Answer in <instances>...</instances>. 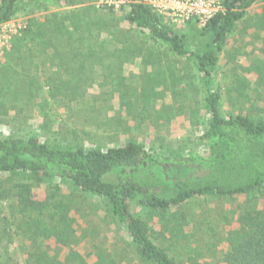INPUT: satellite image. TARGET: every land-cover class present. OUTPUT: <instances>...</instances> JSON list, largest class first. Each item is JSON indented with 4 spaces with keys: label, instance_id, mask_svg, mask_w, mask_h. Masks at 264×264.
<instances>
[{
    "label": "trees",
    "instance_id": "obj_1",
    "mask_svg": "<svg viewBox=\"0 0 264 264\" xmlns=\"http://www.w3.org/2000/svg\"><path fill=\"white\" fill-rule=\"evenodd\" d=\"M97 1L0 0V24L47 2L70 7L47 14L50 25L29 17L11 39L0 68V107L21 109L17 103L38 98L47 85L50 98L79 122L126 130L128 122L108 116L103 106L118 98L133 115L129 97L141 98L147 109L150 98L164 95L166 87L156 88L163 72L143 74L139 88L118 76L124 54L140 52L130 29L110 27L107 15L120 13L153 43L196 63L207 112L197 136L203 150L161 152L134 139L86 145L75 124L60 125L66 131L59 141L0 136V264H264V120L244 112L222 114L212 83L219 52L258 0H222L223 10L183 34L166 26L143 0ZM255 26L264 31V7ZM189 39H198L195 48L187 45ZM151 46L144 64L158 66L161 57ZM247 86L243 79L236 89L247 96ZM139 118L143 122L142 114ZM31 177L47 186L46 197L37 195ZM61 184L79 201L62 193ZM205 196L238 197L242 203L230 210V218L226 210L210 215L185 207ZM3 201L9 202L6 207ZM82 209L102 222L99 238L98 223L84 214L78 218Z\"/></svg>",
    "mask_w": 264,
    "mask_h": 264
},
{
    "label": "rangeland",
    "instance_id": "obj_2",
    "mask_svg": "<svg viewBox=\"0 0 264 264\" xmlns=\"http://www.w3.org/2000/svg\"><path fill=\"white\" fill-rule=\"evenodd\" d=\"M103 1L106 0H98L96 3ZM263 7L264 0H258L248 8L245 18L237 23L229 34L223 51L218 54L219 59L212 72V83L220 95L221 113L224 115L244 112L253 118L264 120V74L257 73L258 68H264V52L261 49L264 47V31L260 32L255 29L257 14L261 13ZM69 8L47 2V5L37 7L34 11L27 8L18 12L8 22L0 24V68L5 63V50L10 47L11 39L21 33L29 17H35L39 23L50 25L51 22L47 18V14L53 11H66ZM160 16L166 26H170L181 34L191 33L194 28H200L194 20L176 22L165 15L160 14ZM107 19L111 23L112 29L116 30L119 27L123 30L124 28L130 29L132 40L137 44L135 49L140 51L138 54H124L123 59L118 63V76L125 77L128 84L139 88L143 74L163 72L165 76L162 79L163 83L156 84V88L166 87L164 95L162 93L159 98H150V102L146 106L147 109L142 107L141 98L129 97L128 99L134 105L133 115H129L125 107L119 105L118 98H114L113 102L104 105L103 109L108 116L118 114L128 122L127 129L123 130L122 127L118 129L111 127V129L107 126L100 127L92 123L79 122V119H76L66 108L57 106L48 94L47 85H44L38 98L32 99L29 103L24 101L17 103L21 109L16 110L10 106L9 109L7 107L6 110H3L0 107V136L34 134L43 140L59 141V136L65 133V129L72 128L75 124L78 126L77 132L80 133L81 139L86 145L93 142L107 146L122 144L127 139H134L161 152L168 148H180L186 153H200L203 149L197 141V136L204 127L207 112L204 107L205 89L194 60L176 55L164 44L153 43L146 32L130 27L120 13H116L114 16L109 14ZM187 43L189 48H195L198 39H189ZM149 46L158 51L161 57L160 65L144 64ZM243 79L248 84L244 90L247 96L240 95L236 89L238 83H242ZM254 90L258 92V95ZM44 97L49 98L45 104L42 101ZM1 100L3 101L0 97ZM141 114L144 119L139 123ZM135 115L136 117H133ZM83 131L88 132L89 135L84 136ZM69 136L74 137L73 135ZM27 180L32 183L38 196L46 197L49 192L46 185L32 177ZM60 188L62 193L73 199V202L79 201L78 197L74 198V194H70L69 185L61 184ZM51 201L50 203H52ZM8 203V201H3L2 206L6 207ZM241 203L238 197L205 196L192 199L185 207H191L194 212L210 210V215H218L221 211L226 210L229 211L228 217L230 218V210L237 211V205ZM86 210L89 209L77 212L78 218L82 220L81 215L84 214L89 221L98 223L100 232L96 236L99 238L104 231V226L101 221L96 219L94 213L86 212ZM203 214L204 212L198 216L201 217ZM83 226L88 228L87 224ZM159 226L158 222L153 227L158 229Z\"/></svg>",
    "mask_w": 264,
    "mask_h": 264
},
{
    "label": "built area",
    "instance_id": "obj_3",
    "mask_svg": "<svg viewBox=\"0 0 264 264\" xmlns=\"http://www.w3.org/2000/svg\"><path fill=\"white\" fill-rule=\"evenodd\" d=\"M122 0H108L109 3H118ZM157 13L167 16L173 21L194 20L199 27L218 11L223 10L222 0H143ZM8 22V21H7ZM6 23V22H5ZM3 24V23H2Z\"/></svg>",
    "mask_w": 264,
    "mask_h": 264
}]
</instances>
